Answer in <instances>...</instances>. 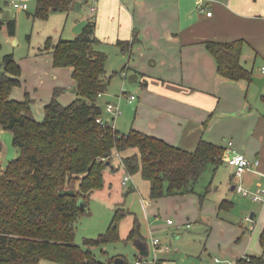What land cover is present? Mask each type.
I'll use <instances>...</instances> for the list:
<instances>
[{
  "label": "trees",
  "instance_id": "obj_1",
  "mask_svg": "<svg viewBox=\"0 0 264 264\" xmlns=\"http://www.w3.org/2000/svg\"><path fill=\"white\" fill-rule=\"evenodd\" d=\"M75 3L37 0L35 16L48 19L52 12L67 13ZM88 20L75 39L57 43L49 39L40 51L53 54L55 67L72 68L77 86V98L69 105L58 100L62 90L57 88L42 121L35 119L28 95L22 101L11 97L13 89L22 84V67L14 55L7 54L0 61V129L13 133V143L20 151L5 168L0 165V264H40L43 258L61 264H115V259L108 263L98 260L92 247L120 240L116 222L126 215L124 210H117L106 233L85 239V248L75 243V237L76 222L89 212L91 194L103 186L104 171L113 168L116 153L137 149V153L122 156L121 163L129 173L139 172L150 181L154 200L196 193L204 171L211 167L216 172L224 163L225 147L205 139L190 151L136 129L123 133L111 122L105 126L98 122L103 111L97 99L109 83L108 57L97 49L100 40L93 16ZM8 32L15 36L14 20L8 21ZM136 41L135 34L132 42L118 44L130 50ZM244 43H206L217 61L218 73L226 79L253 81V72L242 64ZM260 98L264 103V89ZM71 189L75 195L62 193ZM204 197L200 195L201 202ZM80 199L85 202L84 209L78 205ZM233 205L225 200L220 209ZM127 239L146 244L138 221ZM236 264H264V255L239 257Z\"/></svg>",
  "mask_w": 264,
  "mask_h": 264
},
{
  "label": "rangeland",
  "instance_id": "obj_2",
  "mask_svg": "<svg viewBox=\"0 0 264 264\" xmlns=\"http://www.w3.org/2000/svg\"><path fill=\"white\" fill-rule=\"evenodd\" d=\"M14 2L27 3L28 8H15ZM81 2L83 3L81 13L83 15L91 13L89 4L86 5L87 2L84 0ZM36 11L37 0H0V61L7 54L14 55L22 67L20 76L22 84L13 89L11 97L22 101L28 95L33 100V114L41 115L52 101L57 88L62 90L58 100L61 99L64 103L76 95L72 93L77 86L70 69L55 67L53 60L51 61L48 56L42 57L40 51L49 39H52L53 43L61 39H75L76 35L73 29H70L69 23L71 18L79 14L72 10L67 20V15L63 12H52L48 19H41L35 16ZM10 20L16 22L15 36H10L8 32ZM103 39H100L97 49L107 55L106 68L111 76L108 78L106 93L98 97L97 103L102 108L103 118L126 133L130 130V121L134 119L137 103L133 104L123 96V89L127 95L136 96L137 89L141 87V75L137 73L141 72L140 68L144 65L149 69L155 67L150 66L154 59L144 56V52L138 50L136 46L133 50H125L118 42ZM126 67L127 77L123 74ZM2 69L0 66V70ZM133 74L139 75L138 81H129ZM108 103L117 104L120 114L114 117L109 113ZM252 103L255 108L264 107L261 98H255ZM39 117L41 120L44 119V116ZM137 152V149H129L121 156ZM19 153V148L13 143V133L0 129L2 168ZM112 166L114 168L110 167L104 171L103 186L91 194L88 202L89 212L81 215L76 222L75 243L85 248V239H94L107 232L116 220L118 209L126 212V215L116 222L120 240L92 247L98 260L108 263L112 259L123 257L127 263H134L139 258L137 244L127 239L136 221L151 253L149 259L157 255L165 264H218L215 258L236 264L238 256L263 255L264 223L260 212L255 209L262 205L231 189V185L236 184L235 177L232 184L230 182L229 185L226 184L229 168L225 165L222 164L217 172L208 167L196 185V193L186 196H165L157 200L150 196V181L144 179L139 172L129 173L122 165L121 157L115 155ZM126 176L129 177V181L124 185L123 180ZM200 195L206 196L203 202ZM224 199L233 202L234 205L230 209L220 211L219 205ZM143 200L151 202V205L146 207ZM247 210L256 212L252 222L245 221L246 217L251 219V212ZM167 218L173 219L175 224L168 226ZM152 236L169 245L170 250L155 252ZM40 264L61 263L43 258Z\"/></svg>",
  "mask_w": 264,
  "mask_h": 264
},
{
  "label": "crops",
  "instance_id": "obj_3",
  "mask_svg": "<svg viewBox=\"0 0 264 264\" xmlns=\"http://www.w3.org/2000/svg\"><path fill=\"white\" fill-rule=\"evenodd\" d=\"M84 1L89 4L90 11L95 6L94 12L83 17L93 16L97 37L111 42H132L136 34L137 41L131 43L130 50L136 46L144 56L154 59L150 66L155 67L149 69L144 65L137 73L141 75V87L132 102L137 103V107L129 129L190 151L201 139L225 148L231 142L235 151L252 161L254 169L247 171L240 180L235 177L234 168L224 162L223 165L229 168L226 184H232L233 177L236 184L231 185L232 190H237L239 182L249 189L260 184L264 174V107L255 108L252 102L261 94L258 95V87L253 81H232L221 76L206 43L244 40L242 64L253 72V76H264V0H215L211 3L202 0ZM80 3L82 11L81 0ZM72 10L75 11L74 7ZM71 11L64 13L67 20ZM208 11L213 12L211 16L207 15ZM80 20L79 16L71 18L70 29ZM73 33L79 36L74 30ZM42 54L53 60L52 53ZM67 68L72 75V68ZM139 75L135 81L139 80ZM72 93L76 95L68 98V102L61 99L60 102L64 105L73 102L77 90ZM44 112L34 115L35 119L42 121L39 116H45ZM116 129L121 130L118 126ZM260 205L255 209L264 223V204ZM247 212H251V219L246 217L245 221L252 222L256 212ZM207 231L210 234L209 228ZM139 245L148 247L141 242L137 247ZM246 256L248 254L237 259ZM117 258L126 261L123 257Z\"/></svg>",
  "mask_w": 264,
  "mask_h": 264
},
{
  "label": "built area",
  "instance_id": "obj_4",
  "mask_svg": "<svg viewBox=\"0 0 264 264\" xmlns=\"http://www.w3.org/2000/svg\"><path fill=\"white\" fill-rule=\"evenodd\" d=\"M203 2H214L215 0H202ZM14 7L18 8V9H27L28 8V4L27 3H18V2H14ZM202 10H207L206 7H202ZM95 11V6H93L91 8V12ZM212 11H208L207 15L211 16L212 15ZM263 72H264V68H263ZM124 76L127 77L128 73L125 70L123 72ZM123 96H125L130 102H133L136 99V96L131 94V95H127L125 89H123L122 92ZM102 94H100L101 96ZM107 110L109 113H111L114 117L120 114V109L119 106L117 104L114 103H108L107 105ZM98 122L105 126L107 122L104 118H99ZM115 127V125H113ZM230 145L228 147L225 148V152L223 155V160L224 162H226L228 165H230L232 168H234L235 170V177L238 179H242L244 174L247 171H250L252 169H254V164L252 163L251 160H249L244 154L238 153L237 151H235L231 145L232 143H229ZM129 181V177L126 176L123 180V184L126 185L127 182ZM236 189L239 193H241L243 196L245 197H250L254 202H258V203H262L264 204V174L262 175V181L260 184H258L254 189H249L247 187H245L242 182H239L236 185ZM144 205L147 207L148 205L151 204V202L147 201V200H143ZM167 223L170 225H173L175 222L173 221V219L168 218L167 219ZM152 244L154 249L157 251H169L170 250V246L169 245H165L161 242V240L159 238H156L154 236H152ZM150 252L149 255L147 257L144 258H138L134 263H128V264H165V262L160 259L159 256L155 255L153 257V259H149L150 257ZM215 262L218 264H231V262L227 261V260H221L219 258H215Z\"/></svg>",
  "mask_w": 264,
  "mask_h": 264
},
{
  "label": "water",
  "instance_id": "obj_5",
  "mask_svg": "<svg viewBox=\"0 0 264 264\" xmlns=\"http://www.w3.org/2000/svg\"><path fill=\"white\" fill-rule=\"evenodd\" d=\"M74 10L78 12L79 17L81 18V20H80L79 23H77V25L73 28V30H74V32L77 35H81L83 33L85 27L88 25L89 20L87 18H84L83 17V14L81 13V3L80 2H77L75 4ZM106 76L107 77L110 76V73H107ZM136 78H137V74H133V75H131L129 77V81L130 82H134L136 80ZM253 82L258 87V95H260L261 92L264 89V76H262V77H256V76H254L253 77ZM107 163L110 164L109 161ZM234 187L235 186H233V189H234ZM62 193L75 195V192H74L73 189H71V190H64ZM78 205H79L80 208L84 209L85 208V202H84V200L83 199H80L79 202H78ZM138 248H139V258H144V257H147L149 255V249H148V247L145 248L144 246L139 245ZM115 264H124V261L121 258H116Z\"/></svg>",
  "mask_w": 264,
  "mask_h": 264
}]
</instances>
